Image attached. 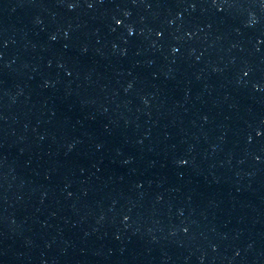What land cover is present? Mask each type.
Wrapping results in <instances>:
<instances>
[{"label": "water", "instance_id": "obj_1", "mask_svg": "<svg viewBox=\"0 0 264 264\" xmlns=\"http://www.w3.org/2000/svg\"><path fill=\"white\" fill-rule=\"evenodd\" d=\"M0 264H264V0H0Z\"/></svg>", "mask_w": 264, "mask_h": 264}]
</instances>
